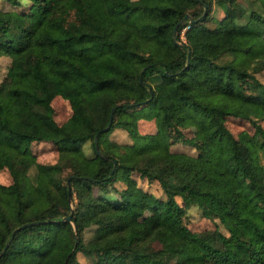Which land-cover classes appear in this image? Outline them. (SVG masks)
Listing matches in <instances>:
<instances>
[{
    "label": "trees",
    "instance_id": "16d2710c",
    "mask_svg": "<svg viewBox=\"0 0 264 264\" xmlns=\"http://www.w3.org/2000/svg\"><path fill=\"white\" fill-rule=\"evenodd\" d=\"M3 1L11 7L0 8V56L10 58L0 80V167L11 181L0 183V250L10 238L0 264H163L153 241L176 253L172 264H264V0L221 16L212 0ZM243 34L257 39L242 44ZM163 47L179 53L164 60ZM158 81L175 102L192 97L181 124ZM57 95L71 109L61 122ZM227 115L247 119L252 133L232 132ZM146 123L152 130H141ZM186 126L201 136L194 153L171 147L188 141ZM114 128L131 141L111 138ZM33 141L53 143L57 158L36 160ZM189 204L216 225L189 228ZM145 210L156 216L149 232L139 225ZM69 213L73 225L62 219ZM28 221L37 222L13 232Z\"/></svg>",
    "mask_w": 264,
    "mask_h": 264
},
{
    "label": "rangeland",
    "instance_id": "374dc122",
    "mask_svg": "<svg viewBox=\"0 0 264 264\" xmlns=\"http://www.w3.org/2000/svg\"><path fill=\"white\" fill-rule=\"evenodd\" d=\"M134 1V0H132ZM29 0H25L24 5H28ZM257 3V2H255ZM247 0H212L211 2V13L217 16H221L224 12L232 10H238L239 7H246ZM8 9L11 7L7 2L0 0V8ZM237 25L239 26H248V21L245 15H239L235 19ZM188 25L184 26L181 31L185 30ZM181 31L179 33V37L182 40H185V35L181 36ZM257 37L252 34H243L240 38V43L246 44L252 41H255ZM179 52L176 50H172L169 48H161L159 51L160 57L164 60H169L177 56ZM234 55L238 58H243L244 54L241 51H234ZM9 56L2 55L0 56V80L3 78L7 65L9 64ZM258 77L264 81V70L257 72ZM157 88L159 89V94L161 96L162 101L166 105V110L170 116V119L173 123L181 124L182 123V114L189 109V107L193 106V99L191 96L182 97L177 102H175L172 98L168 96V93L162 82L156 83ZM52 104L54 107V116L57 121H63L70 113V105L67 99L62 96H55L52 99ZM261 124L264 125V119L260 120ZM226 125L229 129L235 134H243V133H252L253 127L247 119L237 117L234 115H227L225 120ZM151 124V123H150ZM142 131L152 130L151 125L148 123L144 124L141 128ZM185 135L188 137V141H175L171 144L172 149L183 150L190 153H194L196 150V143L200 141V134L193 126H186L182 128ZM111 138L117 141H131L128 133L121 128H114L110 133ZM30 148L32 152L36 156V160L42 162H51L57 158L58 150L56 146L48 141H33L30 144ZM89 143L86 142L85 149L86 151H90ZM260 159L264 164V144L260 147ZM134 176L137 179V182L143 186L145 189L151 190L156 195H161V189L156 180L148 181L145 177H140L137 172L134 173ZM11 181V174L7 167H0V183H9ZM180 202H182L180 200ZM73 205V203H71ZM182 219L185 224L193 229L200 230L204 228H213L216 223L213 219L208 218L202 214L201 209L195 204L185 205L183 208ZM69 221V220H68ZM71 223V221H70ZM156 224V216L152 211L145 210L141 217L139 218V225L145 232H149L154 225ZM73 225V223H71ZM84 239L92 234L90 228L84 229ZM152 245L155 249H158V252H155L154 255L157 256L163 264H172L176 253L173 251H168L165 249H161L160 244L156 243V241L152 242ZM203 251L199 248L195 249L193 258H199L202 256ZM77 258H79L82 262L90 263V260L85 257L80 252H77ZM130 257L127 254L126 259L128 260ZM45 264H63V262L57 257L51 260H48Z\"/></svg>",
    "mask_w": 264,
    "mask_h": 264
},
{
    "label": "water",
    "instance_id": "95a60500",
    "mask_svg": "<svg viewBox=\"0 0 264 264\" xmlns=\"http://www.w3.org/2000/svg\"><path fill=\"white\" fill-rule=\"evenodd\" d=\"M203 7H204V10H203V13H204V12L206 11L207 5L204 3V4H203ZM185 17H189V14L186 13V14H185ZM176 27H177V23H176L175 26H174V30H173V33H174V34L176 33ZM174 42L177 43V44H179V45L182 44V43H181L179 40H177L176 38H174ZM110 121H111V115H110L109 123H110ZM109 123H108L104 128H108ZM98 132H99V130L96 132L95 137L97 136ZM68 179H69V178H68ZM68 179H67V182H68ZM68 200H69L70 203H71L70 189H69V188H68ZM62 219L71 221V214L69 213V214H65V215H63V216H62ZM34 222H37V221L23 222L21 225H19V226H15V227L13 228V232H15L16 230H18V229H19L20 227H22V226H25V225H28V224H30V223H34ZM9 240H10V238L7 240V242L5 243V245L1 248V250H0V255H1V253L5 250V248H6L7 244H8V242H9ZM63 264H65V260L63 261Z\"/></svg>",
    "mask_w": 264,
    "mask_h": 264
},
{
    "label": "built area",
    "instance_id": "2783aa9c",
    "mask_svg": "<svg viewBox=\"0 0 264 264\" xmlns=\"http://www.w3.org/2000/svg\"><path fill=\"white\" fill-rule=\"evenodd\" d=\"M182 35H184V31H183V30L181 31V36H182Z\"/></svg>",
    "mask_w": 264,
    "mask_h": 264
}]
</instances>
